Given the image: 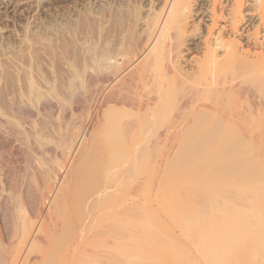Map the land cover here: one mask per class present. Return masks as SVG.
Instances as JSON below:
<instances>
[{
    "label": "bare ground",
    "instance_id": "bare-ground-1",
    "mask_svg": "<svg viewBox=\"0 0 264 264\" xmlns=\"http://www.w3.org/2000/svg\"><path fill=\"white\" fill-rule=\"evenodd\" d=\"M215 1L212 4L216 6ZM233 2L226 10L229 19L221 11L223 2L218 5L222 13L214 6V20L199 40L204 39L199 49L202 57L196 54L195 66L190 70L183 61L189 55L186 52L194 49L188 48L193 37L192 20L202 12L196 9V0H164L161 7L146 9L143 32L139 40L136 37V44H132L134 39L131 44L127 42L133 46L126 52L119 51L123 52L119 56L115 54L118 51H113L117 56L111 63L113 74L101 78L98 76L103 75H93L80 96L77 94L71 101L65 99V93H54L53 97H45V93L40 97L39 81L35 84L34 78L28 76V96L36 98L31 112L16 105L7 109L0 103V125L8 133V137L1 136L5 141L0 139V149L12 148L14 156L12 165L4 163L7 158L0 160L4 169L0 175V264H113L120 258L128 264L153 263H148L151 248L166 247L174 241L170 233L177 231L171 228L168 232L167 227L173 241L166 244L159 239L161 230L165 231L159 228L164 226L162 223L166 226V218L165 223L159 220V228L153 220L163 207L166 210V205L183 207L177 201L181 189L180 194L175 189L173 193L178 194V206L162 200L165 182H187L192 187L191 198L182 185L188 199L184 191L181 203L186 205L189 199L192 202L187 201L184 214L167 208L171 214H180L172 218L176 224L169 219L182 226L176 228L194 233L190 227H200V236L196 228L193 230L196 243L210 238L212 244L217 241L215 237L222 235L224 264H264V32L260 29L264 27V0ZM244 2L250 3L248 9ZM212 7H208L209 11L205 8L210 13ZM246 10L253 13L252 19L258 18L255 26L246 28L247 32L240 28L247 18ZM218 12L222 17L217 16ZM222 18L231 25L234 38L224 30L229 25L224 21L222 28H227L216 31ZM240 29L246 35L245 44L237 34ZM18 134L26 138L25 149L30 156L21 157L26 151L17 148ZM5 152L2 154L9 157ZM32 160L40 168L36 169ZM215 193L221 194L224 201L212 198ZM206 197L211 199L205 202ZM206 210L216 218L226 215H221L224 223L218 222L221 228L210 226L212 222L204 227ZM198 221L204 222L200 226ZM211 231L215 234L210 237ZM152 232L159 237L152 238ZM114 234L115 238L119 236L118 243ZM189 243L195 248V242ZM174 244L176 251L183 247ZM202 244L197 245H208ZM191 246L185 244L181 250H186L179 255L182 252L194 257L189 253L194 251ZM115 247L123 255L126 251L125 259L118 252V259L115 256L113 260ZM171 247L172 243L169 250Z\"/></svg>",
    "mask_w": 264,
    "mask_h": 264
},
{
    "label": "rangeland",
    "instance_id": "rangeland-1",
    "mask_svg": "<svg viewBox=\"0 0 264 264\" xmlns=\"http://www.w3.org/2000/svg\"><path fill=\"white\" fill-rule=\"evenodd\" d=\"M157 1L158 0H153V2H152V0L151 1L150 0H0V3H1L0 4V79H1L0 80V93H1L0 103L2 102L1 105L3 107H6L7 109L9 107H11V105H16L17 107L22 106L21 108L24 107L25 111L31 112L30 106L32 105V102L36 101L35 97L33 98L32 96L30 97V95L28 96V94H30V91L28 90L29 85H28V82H26V81H29V79H30L29 77H31V76L34 78L35 84L39 81L38 82L39 84L37 83L38 87L44 86L42 88L37 87V89H41L39 91L40 97L41 96L44 97L45 93H46L45 97H53L55 94H58V93L64 94L65 93L64 94L66 97L65 99H67V100L69 99L70 101H71L72 97H74V96L78 97L79 93H83L82 91H84L85 83L87 85L88 84L87 80L90 81V79H93V75H94V78H96L98 75H103V76H98L99 78L104 77V75L106 77L110 76L111 74H113V71H112L113 66L111 64V63H113V58H117V56H119L121 53H123V52L120 53L119 51L126 52V50H128V48L130 49V47L133 46L134 44H136V42L139 40L138 35H140V36L142 35L139 33H141V31L143 32V30H141V29L144 28L145 23L143 21H145V17L148 14L147 10L150 9V7L158 8V7H161L162 5H164V4H162V3H164V0H159L158 3H157ZM209 1H211V2H209ZM220 1L223 2L222 3L223 5L221 6V9H223V10H221L220 6H218V5H221ZM155 2H156V4H155ZM215 2H216L215 4H217L216 6L212 4V0H196V3L198 5V6H196L197 7L196 9L199 12H202V14L205 17L203 18V15L201 13L199 14L197 12V14L195 16L196 18H194L192 20L193 21L191 23V27H192L191 29L192 30L190 31V33L192 32L194 34H192V33L190 34V35H193V37L192 36L190 37L189 42H191V43L189 44L188 48L194 46L193 50H195L196 48L197 49L195 51H193L190 48L186 52L185 55H187V53L189 54L186 56L187 59L186 58L184 59L186 62L183 61L184 67L186 66L185 67L186 70H190L191 68H193V66H195L193 63V60L197 55H198L197 57L201 56L200 53L202 52V50H199V49L203 47L201 41H204V39L201 40L200 42H199V40H200V38L202 39L204 35H206V33H207L206 31H208L207 28L211 26L209 24V22L212 24L211 19H213V18L211 17V15L214 17L213 14H215V13L212 14L213 8L215 10L217 8L216 11L221 10V11H223V13L225 12L224 18L226 17V19H229V18H227L228 13H226V10L228 9L227 10V12H228L230 10V6L233 5L232 3H234L235 1L233 2V0H219V1L216 0ZM244 3L246 5L245 9H248L250 6V3H248V4H246V2H244ZM150 4H152L153 6H151ZM211 6H213L211 8L212 11L210 10V13H209L208 11H209ZM205 7L207 9L209 7L208 11L206 10ZM199 8H201V10ZM218 8H219V10H218ZM138 10L141 12H138ZM205 10L207 12H205ZM246 11H245L246 14H244V17L245 18L247 17V18L245 20H243L244 22L241 23L242 25L240 26V28L243 27V30H246V32H247V31H249V29H251V27L256 25V24L254 25V22H256L258 20V18L252 19L251 17H253V13L249 12L248 10H246ZM135 12H137V13H135ZM220 12H218L217 16L220 14L219 16L222 17V14H221L222 12L221 13ZM207 13H209L210 15ZM133 14L134 15L136 14V15L134 16ZM143 14H144V16H143ZM206 14H207V16H206ZM225 14H227V15H225ZM140 15H141V17H140ZM200 15H201V17H200ZM133 16L136 18V20ZM143 17H144V19H143ZM197 17L200 19L199 21L202 20L201 23H199ZM131 18H133V20L135 22ZM139 19L140 20L143 19V20L140 21ZM226 19L223 20V18H222L219 21L217 20L219 22L218 24H220V25H218V27H216L217 28L216 31H221L224 28H227V27L230 28L231 27L229 22L228 23L226 22L227 21ZM137 20H139L140 23H138ZM249 20H251V21L247 22ZM223 21L225 23L229 24L230 26L225 25L227 27H224V25H223V28H222L221 23L225 24ZM132 22H134V23H132ZM194 22L195 23L197 22L198 25H196V24L194 25L193 24ZM128 23H129V25H128ZM135 23H136V26H135ZM207 24H209V25H207ZM250 24L253 26H251ZM124 25H126V27ZM200 25H202V28H200L201 27ZM195 26H196V29H195ZM198 26H200V27H198ZM204 26L206 28H204ZM124 28H125V30H124ZM193 28H194V31H196V32L199 31V33L202 34V36L200 34L198 35V33H196V32H193ZM246 28H249V29H246ZM205 29H207V30H205ZM227 29H224V30H226L227 32L229 31V33H231L230 32V31H232L231 28H230V30L229 29L227 30ZM241 29L237 34H238L239 38H241L240 40L242 42V40L243 41L246 40L245 39L246 35L243 36L242 33L244 31L243 30L241 31ZM260 29L262 32H264V27H261ZM139 30H140V32H139ZM134 31H135V33H134ZM128 32H130V34ZM132 32H133L134 36L136 35L135 37L133 35H131ZM195 34H196V36H198V38L197 37L194 38ZM245 34H247V33H245ZM123 35H124L125 39H127L126 44L128 46L125 44V41H124L125 39H124ZM230 35H232V33ZM263 35H264V33H263ZM137 36H138V40L136 39ZM121 37H123V38H121ZM232 37H233V35H232ZM132 39H134L136 41L133 40V42H132ZM28 40H30V41H28ZM127 42H129L130 44L132 42L133 45L129 46V44ZM192 42L193 43L196 42V43L193 45ZM117 43L118 44L123 43L126 46L123 44H121V45L119 44L120 45L119 46ZM245 43H246V41L243 42V44H245ZM116 46L119 47L118 50L117 49L115 50ZM121 46H125V47L121 48ZM123 48H127V49L122 50ZM190 50L192 53L190 52ZM113 51H115V52L118 51V53L117 52L115 53ZM194 52H195V54H194ZM114 53L117 54V56L114 55ZM113 56H115V57H113ZM189 59H192V60H189ZM186 63L188 65L190 63V65L188 66ZM191 63H193V64L191 65ZM14 65L18 66V67L14 68L15 67ZM19 67H20V69H19ZM109 68H110V70H109ZM27 73L29 75H27ZM91 76H92V78H90ZM2 77H3V79H2ZM4 86H5V89H4ZM55 87L57 88L58 92H57ZM46 90H48V91H46ZM68 91H70V92H68ZM73 91L76 92L75 93L76 95L75 94L73 95V93H74ZM3 92H4V95H3ZM26 92H27V94H26ZM20 95H21V97H20ZM23 95L25 97H23ZM16 96H18V97L16 98ZM69 96H71V97H69ZM4 98H5V100H4ZM22 98H26V99H22ZM26 103H27V106H26ZM18 104H19V106H18ZM4 130L5 129L0 125L1 142L5 141L4 138H2V137H8L7 136L8 135L7 130L6 131H4ZM21 131H22V129H21ZM20 136H22V138ZM23 139H25V141H23ZM15 140H17V148L19 147V149H20L19 151H26L28 149V148L25 149V147H28V144H26L27 143L26 138L23 136V134H21V135L18 134L16 136ZM21 142H22V144H21ZM7 148L9 149V147H7ZM7 148H6V150H4V148L0 149V153H1L0 156L3 155L2 153L6 154L5 151H7V152H9V153H7V155L10 154L9 157L3 155L2 156L3 159H1L2 158L1 157L0 160L2 161L5 158H7V159H5L4 163L9 165L11 163V161L13 160L12 158H14V156L11 155L12 153H10V151L12 152V148L10 149V151H8ZM2 150H4V152H1ZM28 153H30L29 150H28V152L26 151V154L24 152L23 154H21L22 156L21 155L20 156L21 157H24L23 155L30 156ZM6 160H8V161H6ZM6 162H9V164ZM32 162H33V160H32ZM1 163L2 162H0V172L2 174H0V175L2 176L4 173V169H1V166H3V165H1ZM12 164H14V163H11V165ZM31 164L35 165L36 163L33 162ZM35 166H37V164ZM35 166H33V167H35ZM35 168L38 169L40 167L37 166ZM28 170H30V169L28 168ZM166 171H168V169H166ZM22 173H21V175H24V173L23 174ZM211 182H209V183L214 184L216 181H214L213 183H211ZM188 184L189 183H187V182H185V183H183V182L182 183H173V184L165 182L163 184V194H164L163 197L164 198L162 197V200L165 199V200H168L169 202L173 201V203L171 202V205L178 206V205H176V204H178L176 202V198H177L178 194H180V192H181L182 194H180L177 201L178 202L180 201L179 205L183 206V207L178 209L177 207L172 208V206L166 205V210L164 209V207L161 210V213H163L164 215L160 213L161 215L159 214L157 217L158 221H157V218H156V220H153L155 223L158 222L157 228H159L161 226V225H159V227H158V224H161V222H159V220L163 219L161 221L164 222V219L166 218L165 219L166 226H165V224L162 223V225H164V226L160 227L159 229H163L165 231L170 229L168 232L171 231V228H172V230L177 229V231L175 230L174 232L170 233L173 235L172 239L175 242L173 240H171V238H169L172 235H170L168 237L169 234L167 233V231L166 232L163 231V233L165 232L167 234V236H166V234H164L165 235V237H164V236H162V234H163L162 230L160 233V230L157 228H156V231L158 234L160 233L159 234L160 237L156 236V235H158L156 233H155V236H153L154 235L153 233L155 232V230H154V232H152L151 237L152 236L154 238L159 237V239H163L162 242H164L166 244L170 243V240H171L174 243H177L183 247H185V244H186V246L188 245V247H190L191 246V244L189 243L190 241H191V243L195 242V244H196L195 248H194V246H193V248L191 246V249L192 250L194 249V251L189 250V253H192L194 255V257L191 256V254H190L191 258L186 256L185 253H182L186 249L182 251L181 249L183 247L180 248L178 246L180 248L179 250L182 251L181 254H183V255H179L180 251L177 250L178 251L177 252L175 250V248L178 249L176 244L171 242L172 243L171 248H172V250L174 248L175 251L169 250L170 248H168V247H170L171 243L168 244L169 246L166 245L168 250L165 249L166 248L165 246H163V247H165L164 249H163V247H161L163 250L161 248H159V249L151 248V250L148 254V261L150 260L148 263L153 262L154 264H204V263L205 264H208V263L209 264H212V263L224 264V260L226 259V255H225L226 251H225V248H223V247H225L224 246L225 243H223L224 241L221 242L222 241V239H221L222 235L219 238H218V236L214 238V240H217V241L215 242L213 240L214 241V242H212L213 245L211 244V242H209L210 238L206 239V241H204L205 238L203 239V241H202V239H200L199 242L196 243V241L193 240V236L196 237L197 235H192V234L197 233L198 236H200V232L198 233V229L200 227L197 229L196 225L193 224V226H195L194 228H196V230H197L196 233H195V231H193L195 229L192 226L190 228H191V231L194 233L189 232L190 229H187L186 230L187 232L185 233V230H182L183 228H180L182 231L179 228H176V227H182L181 225H178V224L174 225V223L176 224L177 222L175 220H173L172 218L179 217L180 214H182V212L184 214L185 211L187 210L186 206L188 205V203H187L188 200L186 201L184 199L186 202V205H185V203L182 204L181 202H184V201L181 198L184 196L181 197V195H186L187 192H189V194H190L189 196L191 198L193 197L191 195V192H190V189H192V187H189V185H191V184H189V185ZM182 185L187 189V190L185 189L187 192L184 190ZM186 185H188V186H186ZM218 185L222 187L221 183H218ZM215 187L218 188L217 186H215ZM174 189L176 190V193H177V190L179 192V190L181 189L180 192L176 196H174V194H175ZM184 191L186 192V194L185 193L183 194ZM218 191H220V190H218ZM218 193H215V195H213L211 197L218 199V201H220L219 198H221V201H222V197L224 198V196H225L224 192L221 191V194H223L222 197H221V194H219L220 196L217 195ZM216 195L218 197H216ZM187 196H188V194L186 195V198H187ZM194 199L196 200V202H198V200H199V199L197 200L195 197H194ZM194 199H192V201H194ZM209 199H211V198L206 197L203 200L206 202V200H209ZM189 200H190V201H188L189 204H192L191 199H189ZM168 201H165V202L168 204L169 203ZM165 202H163V203L166 204ZM194 204H195V202H194ZM167 206H169V207H167ZM170 207H171V209L175 210L176 213L177 212H179V213L181 212V213L176 214L175 212H173L171 214L170 213L171 211H167L168 209L171 210ZM180 209H181V211H180ZM177 210H179V211H177ZM209 211H210V209H209ZM165 212L166 213L169 212V214H171L172 217L168 213H167V215H165L166 214ZM206 212H207V210L205 211V213ZM207 213L209 214V212H207ZM207 213L205 215V217H207V218H205V217L204 218L208 222L211 219V217H213V215H212L213 212H210V214L212 213L211 214L212 216L210 214L207 216ZM217 214H219L218 211H217ZM221 215L223 217L224 216L226 217V215H224L222 213V214L217 215V216H219L217 218H216V215H214L213 218H215V219H211V221H209L208 223L206 222V224L203 223L204 221H206L205 219H202L204 221L203 222L201 221V222L204 224V227L208 226V224L210 222H212V223H210L211 225L210 224L209 225L210 226L215 225L216 228H218L217 227V226H219L218 222L220 224V223H224V221H225L224 218L221 217ZM209 216H211V217H209ZM208 217H209V219H208ZM220 218H222L223 220H221ZM169 219H171L174 223H171L172 221H170ZM213 221H215V224L213 223ZM154 222H152V223H154ZM155 223L153 225H156ZM202 223H199V221H198V225L200 224V226H201ZM169 226H171V227H169ZM164 227H166V229H164ZM167 227H168V229H167ZM219 228H221V227H219ZM175 232H176L177 236H175L176 235ZM188 232L191 234V237H190V234ZM213 232L215 234V231H213ZM213 232L211 231L210 233L209 232H207V233H209L210 237H211V234H213ZM187 233L189 234V237H187L188 236ZM115 235L116 234H114V238H115ZM174 236L177 237V239L174 238ZM118 238H119V236L117 238H115L116 242H117ZM178 238H180V240ZM191 238L193 241L189 240ZM196 239L198 240L197 237H196ZM218 240H220V242ZM186 241H188V242L186 243ZM202 242H204V243L202 244ZM113 243H114V240H113ZM182 244H184V245H182ZM197 244H202V245L208 244V245H204L203 247H201V245L199 246ZM115 245H116V243H114L113 247ZM206 246L208 248L210 247V249H209L210 251L207 249ZM197 247H198V249H196ZM200 247L202 250H200ZM211 247L213 249H211ZM115 249H116V247H115ZM115 249H113V254L116 252L115 253L116 255L115 254L113 255V260H114L115 256L118 259L119 255H120L118 253L120 251H117L118 248L116 250ZM164 250L165 251L167 250V251L165 252ZM197 250L200 252H198ZM204 250L207 251L206 254H205ZM170 251H172V252H170ZM125 252L126 251H124V255H126ZM117 253H118V257H117ZM120 253L122 254L123 251ZM189 253L187 252V254H189ZM124 255L121 257H123L125 259L126 257H124ZM195 256H196V258H195ZM197 257H198V259H197ZM224 257H225V259H224ZM120 259L117 260L118 264H120L121 262H122L121 264H124V263L126 264V262H127L126 259L124 261L122 258H120ZM117 262L114 263V261H113V264H117ZM206 262H208V263H206ZM128 263H130V262H127V264ZM153 263H150V264H153Z\"/></svg>",
    "mask_w": 264,
    "mask_h": 264
}]
</instances>
